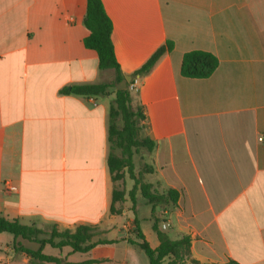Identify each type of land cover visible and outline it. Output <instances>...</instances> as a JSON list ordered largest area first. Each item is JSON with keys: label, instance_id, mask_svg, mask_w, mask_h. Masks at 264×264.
I'll return each mask as SVG.
<instances>
[{"label": "crops", "instance_id": "obj_1", "mask_svg": "<svg viewBox=\"0 0 264 264\" xmlns=\"http://www.w3.org/2000/svg\"><path fill=\"white\" fill-rule=\"evenodd\" d=\"M101 1L125 76L173 43L131 92L144 115L140 137L155 144L144 157L154 168L145 181L153 192L180 193L177 204L158 207L164 231L188 236L201 264H264V0ZM86 8L87 0H0V216L109 234L118 222L107 166L112 96L59 93L113 78L84 44ZM191 51L218 58L210 77L182 75ZM136 202L147 205L142 193ZM142 231L159 246L155 232ZM103 240L115 243L80 253L84 261L150 264L122 236Z\"/></svg>", "mask_w": 264, "mask_h": 264}, {"label": "trees", "instance_id": "obj_2", "mask_svg": "<svg viewBox=\"0 0 264 264\" xmlns=\"http://www.w3.org/2000/svg\"><path fill=\"white\" fill-rule=\"evenodd\" d=\"M84 26L89 31L84 44L87 48L95 50L99 58V68L101 71L112 70L115 72L114 82H102L97 84L71 85L63 87L59 93L63 95H75L83 97L106 96L111 88H116L125 75L122 73L115 55L114 45L111 39L112 22L107 15L101 0H87L86 13L83 20ZM173 43L167 42L159 47L154 54L132 74L133 78H142L148 75L159 59L168 51L172 50ZM219 66L218 58L205 51H191L184 55L181 72L187 78H208ZM133 96L128 89L116 90L115 99L110 104L108 117V141L110 152L107 158V166L111 180L114 184L112 191V200L110 206L111 215L122 214L124 208L126 191L119 189L117 182L123 181L126 173L134 181L133 188L128 196L131 200L135 212L136 193L141 191L147 205L165 206L177 204L180 193L175 189H169L166 192L159 193L151 191L153 184L140 180L135 173L136 164L134 156L140 150L152 152L154 142L152 140L140 137V124L144 115L139 106L133 107ZM122 122V126L119 123ZM117 151L120 153L118 154ZM140 171L145 174H152L154 168L147 163H142ZM134 229L131 232L133 239L127 242L145 253L150 264H164L167 258H178L184 256L190 258L191 264H201L191 258L190 238L182 236L180 239L173 240L168 233L162 232L157 225H153V231L159 239V246L153 248L143 233L137 217L133 220ZM8 233L14 237L13 251L17 254L24 252L30 259L31 264H37L39 261H45L56 264H96L99 260H87L82 263H70L62 259L47 256L43 253L45 247L53 249L70 248L72 253H88L98 245L112 244L113 241L98 240L92 242V239L102 232L96 225H78L74 230L67 228L62 231L57 225H54L51 232H46L35 225H26L18 219H7L0 216V234ZM17 239L38 244L36 251L22 250L16 243ZM170 264H175L174 261ZM229 264H238L230 262Z\"/></svg>", "mask_w": 264, "mask_h": 264}, {"label": "rangeland", "instance_id": "obj_3", "mask_svg": "<svg viewBox=\"0 0 264 264\" xmlns=\"http://www.w3.org/2000/svg\"><path fill=\"white\" fill-rule=\"evenodd\" d=\"M112 78L111 81L109 82H114L115 78H114V72L113 71H106L105 73V79H109ZM108 82V81H107ZM129 91V84L127 86V88ZM117 89L116 88H111L109 90L108 95L112 96V101L115 99V91ZM131 92V91H130ZM132 94V93H131ZM102 97V96H100ZM111 101V102H112ZM120 126H122V122L119 123ZM119 153V151H118ZM146 151L145 150H140L138 151V153L135 156V163H136V169H135V173L138 177H140V180L143 179L145 181V173L140 171L141 168V164L144 163V157H145ZM127 178L125 180L124 183H122V181L117 182L116 186L119 189H124L126 192L127 190H129L131 188V185L134 183L133 180H130L129 176L127 175ZM153 191V188L152 190ZM138 194H141V191L138 190L137 191ZM136 193V194H137ZM128 200L130 201L129 197ZM144 200V198H143ZM145 202V200H144ZM122 208H124V204L121 205ZM159 206H155L153 207L152 210V206L150 205H143L139 208V204L136 205V209L135 212L132 210L131 205L130 208L124 212H122V214L120 215H114L115 217H117L118 222L112 224L114 227L112 228V231L107 234V231H102L101 234L97 235L96 237H94L92 239V242H96L98 240H103L105 238L108 239H113V237L116 236V234H118V236H122L124 240H128V239H133V235L131 234V232L134 229L133 226V219L135 217H137V219L139 220L141 229L146 231L148 234H150V237H154L157 238L154 231H153V225L155 222H157L158 228L162 231L165 232L162 227V223L165 221V215H161V208H158ZM157 209V211L155 210ZM157 214V215H156ZM36 226L40 229L45 230L46 232H51L52 228H53V223L52 222H42V221H38L35 222ZM65 225H60L59 230L62 231L64 230ZM166 233V232H165ZM17 245L19 247L22 248V250H31V251H36L38 249V244L36 243H32V242H28L22 239H17L16 241ZM13 244H14V237L11 234L8 233H1L0 234V264H31L30 259L25 255L24 252L22 253H15L13 251ZM109 247H103L100 250L97 251V255H100L103 252H106V250L109 251V249H107ZM111 248H115L114 250H116V253H121L123 254V251L120 247L117 246H112ZM43 253L46 254L47 256H51L54 258H58V259H62L65 260L67 262H72V263H82L84 262V258L85 256L83 254L80 253H72L70 248H63V249H53L50 248L49 246L45 247L43 250ZM175 264H191L190 262V258L184 256V254L182 253V255L178 258H167L164 261V264H170V262H173ZM37 264H56V263H50V262H45V261H39ZM112 264V263H110Z\"/></svg>", "mask_w": 264, "mask_h": 264}, {"label": "built area", "instance_id": "obj_4", "mask_svg": "<svg viewBox=\"0 0 264 264\" xmlns=\"http://www.w3.org/2000/svg\"><path fill=\"white\" fill-rule=\"evenodd\" d=\"M139 84H140V78L136 77V78H132L131 82H129V89L132 93H137L138 89H139ZM260 141H264V136L259 138ZM6 190H16V188L14 186H10V185H5ZM169 226V224L164 223L163 224V229H166Z\"/></svg>", "mask_w": 264, "mask_h": 264}, {"label": "water", "instance_id": "obj_5", "mask_svg": "<svg viewBox=\"0 0 264 264\" xmlns=\"http://www.w3.org/2000/svg\"><path fill=\"white\" fill-rule=\"evenodd\" d=\"M132 76L131 75H126L125 78L116 85V89L117 90H123V89H126L129 82H131L132 80Z\"/></svg>", "mask_w": 264, "mask_h": 264}]
</instances>
